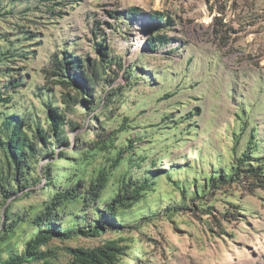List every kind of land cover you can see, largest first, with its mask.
Returning <instances> with one entry per match:
<instances>
[{
	"label": "rangeland",
	"instance_id": "1",
	"mask_svg": "<svg viewBox=\"0 0 264 264\" xmlns=\"http://www.w3.org/2000/svg\"><path fill=\"white\" fill-rule=\"evenodd\" d=\"M246 1L0 0V91L9 84L3 96H11L0 103V116L15 108L18 117L44 120L45 103L61 106L60 85L42 71L58 52L98 59L95 43L100 42L121 65L113 66L110 85L99 89L105 94L112 86L120 88L105 109L109 117L97 114L88 124L124 129L115 148L99 154L96 163H108L124 150L115 174L128 167L131 155L133 174L157 170L160 175L154 190L133 207V217L149 219L122 235L136 240L124 242L129 248L117 264H135L131 256L141 264H264L263 190L251 194L227 184L206 189L202 199L190 193L246 146L264 162V0H256L252 12ZM133 6L140 11L127 19ZM156 12L160 21L152 18ZM163 32L171 40L150 50V36ZM132 65L137 71L129 80ZM15 78L23 82L19 88L11 87ZM93 136L86 133L85 140ZM174 182L184 188L183 202ZM41 198L34 195L15 205ZM179 202L184 208L163 212ZM115 237L105 233L66 244L95 246ZM59 252L67 264L68 255Z\"/></svg>",
	"mask_w": 264,
	"mask_h": 264
},
{
	"label": "trees",
	"instance_id": "2",
	"mask_svg": "<svg viewBox=\"0 0 264 264\" xmlns=\"http://www.w3.org/2000/svg\"><path fill=\"white\" fill-rule=\"evenodd\" d=\"M255 1L244 2L248 12L257 5ZM128 10L127 19H130L140 8L133 6ZM152 18L160 21L162 14L156 12ZM150 38V50L171 40L164 32ZM95 49L100 55L98 59L61 51L42 68L46 76L55 77L61 88V106L53 100L45 103L44 120H36L30 114L18 117L15 108L12 113L1 112L0 264H62L59 250L68 255L67 264H117L129 248L124 242L136 240L134 236L122 235L139 230L149 219V215L133 217V207L154 190L159 171L142 170L140 176L133 174L134 161L128 155V167L115 174L124 150L109 157L108 163H96L99 154L115 148L118 133L124 127L113 131L89 127L90 117L103 115L120 89L112 86L100 94V88L105 90L103 84L112 82L109 74L114 72L113 66L121 65L113 62L116 60L110 58L102 43H95ZM136 71L135 65L127 70L129 80ZM10 84L19 88L23 82L15 78ZM8 85H2L0 103L11 101L10 95L3 96ZM104 117L109 115L105 113ZM84 127L85 131H78ZM86 133L94 136L85 140ZM112 178L115 185L109 187ZM174 184L181 189L183 202L184 188L179 182ZM227 184L244 187L251 194L264 191V162L254 158L250 146L224 170H213L190 193L194 200L202 199L206 189ZM34 195L42 196L38 203L15 205ZM182 202L167 206L163 212L172 215L184 208ZM105 233H116L118 237L107 238L95 246L66 244L78 238H98ZM134 250L141 252L138 248ZM131 257V262L141 264Z\"/></svg>",
	"mask_w": 264,
	"mask_h": 264
}]
</instances>
